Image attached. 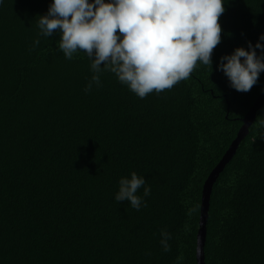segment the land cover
Instances as JSON below:
<instances>
[{
	"label": "trees",
	"instance_id": "16d2710c",
	"mask_svg": "<svg viewBox=\"0 0 264 264\" xmlns=\"http://www.w3.org/2000/svg\"><path fill=\"white\" fill-rule=\"evenodd\" d=\"M50 3L0 5V264H196L203 184L264 87L236 91L217 64L264 33V0H224L212 71L143 99L110 72L85 92L90 60L58 33L33 46ZM262 117L213 183L204 264H264ZM131 172L151 187L139 211L114 200Z\"/></svg>",
	"mask_w": 264,
	"mask_h": 264
},
{
	"label": "clouds",
	"instance_id": "9594fccd",
	"mask_svg": "<svg viewBox=\"0 0 264 264\" xmlns=\"http://www.w3.org/2000/svg\"><path fill=\"white\" fill-rule=\"evenodd\" d=\"M4 0H0V5ZM224 0H51L38 15V38L59 34V50L66 59L82 51L93 75L85 92L101 84L103 72L114 74L120 84L143 99L155 90L171 89L190 77L197 61L212 71V53L221 42L218 18ZM264 33L247 49L236 47L217 64L229 86L248 92L264 72ZM264 128V117L259 121ZM143 188V196L139 190ZM151 194L144 176L131 172L118 180L116 202L126 201L139 211L143 197ZM171 234L160 231L163 251H170ZM182 257H178L179 261Z\"/></svg>",
	"mask_w": 264,
	"mask_h": 264
},
{
	"label": "water",
	"instance_id": "95a60500",
	"mask_svg": "<svg viewBox=\"0 0 264 264\" xmlns=\"http://www.w3.org/2000/svg\"><path fill=\"white\" fill-rule=\"evenodd\" d=\"M263 103H264V87L261 93L259 94V96L257 97V99L255 100L252 107L249 109V111L242 119V126L238 130L237 135L235 139L232 141L230 147L228 148V150L226 151L220 162L217 164V166L209 174L208 178L205 180L203 184L199 223H198V230L196 235V251H195L196 264H204L203 248L206 239V223H207L208 211H209V199H210L213 183L215 182L216 177L225 167L226 163L235 154L239 143L247 135L248 129L254 121L256 111L263 105Z\"/></svg>",
	"mask_w": 264,
	"mask_h": 264
}]
</instances>
